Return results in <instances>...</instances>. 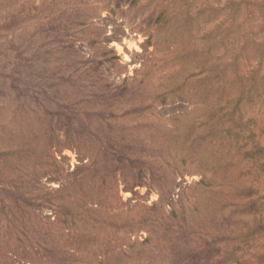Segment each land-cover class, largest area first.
I'll list each match as a JSON object with an SVG mask.
<instances>
[{"label":"rangeland","instance_id":"obj_1","mask_svg":"<svg viewBox=\"0 0 264 264\" xmlns=\"http://www.w3.org/2000/svg\"><path fill=\"white\" fill-rule=\"evenodd\" d=\"M0 264H264V0H0Z\"/></svg>","mask_w":264,"mask_h":264}]
</instances>
